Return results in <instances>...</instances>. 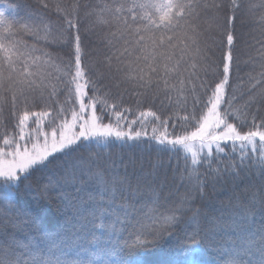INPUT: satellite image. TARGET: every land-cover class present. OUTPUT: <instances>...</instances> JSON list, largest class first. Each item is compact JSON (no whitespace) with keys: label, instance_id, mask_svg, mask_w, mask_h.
Returning a JSON list of instances; mask_svg holds the SVG:
<instances>
[{"label":"snow or ice","instance_id":"6c2138e0","mask_svg":"<svg viewBox=\"0 0 264 264\" xmlns=\"http://www.w3.org/2000/svg\"><path fill=\"white\" fill-rule=\"evenodd\" d=\"M34 3L0 6V264H264V29L246 80L234 55L255 6Z\"/></svg>","mask_w":264,"mask_h":264},{"label":"trees","instance_id":"16d2710c","mask_svg":"<svg viewBox=\"0 0 264 264\" xmlns=\"http://www.w3.org/2000/svg\"><path fill=\"white\" fill-rule=\"evenodd\" d=\"M50 2H54V0H50ZM76 0H62V3L65 6L72 5ZM227 2V0H225ZM249 5H254L255 7L251 11H242L239 18L236 21V32L237 34L242 35L243 41H247V44L241 42L237 44L236 49L234 50V55L238 56L240 61V70L239 74L242 78L246 80V74L252 71V66L249 63L250 58L255 57L257 60L259 59L258 50L260 48V44L257 41L261 38V29H264V22L261 21L260 17L264 15V9L260 8V0H245V9L248 8ZM0 6L7 8V15L10 18H14V23H25L28 20V17L33 12L35 3L34 0H0ZM81 15H83V10L81 11ZM55 19V17H53ZM88 21H85V25H87ZM217 41L221 39L219 33L213 32L211 34ZM210 42V41H209ZM97 48H102L103 45L100 43H96ZM220 55V49H216V58ZM259 71V69H256ZM151 130L149 126V131ZM245 131L247 128L244 129ZM0 144H2V137H0ZM203 171V169H202ZM44 176L40 173H34L33 177L30 178V183L35 187L37 183L42 181ZM27 183V182H26ZM45 216L49 217L54 222L57 216L56 205L52 204L43 209ZM120 227V225H117ZM127 234L125 233V236Z\"/></svg>","mask_w":264,"mask_h":264}]
</instances>
